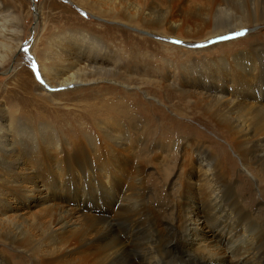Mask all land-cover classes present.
<instances>
[{"label":"bare ground","instance_id":"6f19581e","mask_svg":"<svg viewBox=\"0 0 264 264\" xmlns=\"http://www.w3.org/2000/svg\"><path fill=\"white\" fill-rule=\"evenodd\" d=\"M100 4L113 11L103 10L102 15L115 22L132 28L140 24L149 33L172 39H195L199 45L239 37L237 33L244 31L245 39L229 43L233 45L225 56H203L197 61L192 57L180 67L183 77L177 79L165 73L175 91L193 99L191 112L196 109L197 116L239 152L247 176L255 183L261 181L264 0H151L137 11L133 3L123 0H100ZM15 9L0 0V68L24 47L26 33ZM161 28H167L163 31L167 34L152 32ZM51 38L47 33L40 40L41 48L33 51L40 77L34 89L40 93L17 82L15 93L3 97V101L11 99L8 114L0 116V204L23 195L21 202L29 201L44 189L63 196L52 205L53 214H45L47 221L38 228L36 249L21 251L37 264H264V218L258 217L264 210V188L263 200L253 211L247 200L249 190L236 185L235 163L226 151L217 150L213 160L200 145L195 151L200 173L191 172L190 180L178 182L174 176L146 190L125 189L130 175L145 172L146 161L158 157L167 159V164L173 154V140L164 131L158 134L156 125L151 128L147 121L148 116L154 117L151 109L135 103L129 110L116 109L96 98L94 106L75 119L80 121L79 135H64L63 126L47 115L55 103L47 98L52 97L51 89L101 82L132 88L128 74H136L137 62L122 59L118 50L98 45L83 34ZM246 39L250 42L239 50L237 44ZM163 46L166 51L172 49ZM221 48L225 47L218 45L215 53H221ZM202 51L193 52L200 58ZM48 99L50 105H39ZM57 109L53 113L59 116ZM251 165L259 169L260 178ZM50 200L44 198L45 203ZM25 208L20 207L21 213L7 211L18 217L0 221V238L18 248H25L27 242L17 233L29 226ZM201 221L204 230L197 227ZM11 260L0 256V264H13Z\"/></svg>","mask_w":264,"mask_h":264},{"label":"rangeland","instance_id":"374dc122","mask_svg":"<svg viewBox=\"0 0 264 264\" xmlns=\"http://www.w3.org/2000/svg\"><path fill=\"white\" fill-rule=\"evenodd\" d=\"M5 1H7L11 7H16V12H20V24L26 34H24V47L13 54L12 58H9L5 66L0 68V116L8 114L6 110L11 106V99L9 98L8 101H3V97H5L7 92H11L12 94L15 93L12 89L17 82L26 83V85L31 87L30 91L35 94L40 93V90L34 89L35 83H40V77L38 74L39 63L36 57H34L33 51L35 48H41L39 45L40 40L46 36L47 33L51 34V39L61 35H86L91 40L97 41L98 45L105 44V46L109 48L118 50L122 59H126L132 63L137 62V66L135 65L137 72L135 74V71H130L128 74L129 77L132 78V88L114 83L101 82L99 84L76 88L68 87V89H66L64 87H57L58 89L55 88L56 90L51 89L50 93L52 97L47 98L55 102L53 105L55 108H58L57 110L61 114L59 113L60 115L58 116V114L55 115L53 113V105L49 106V109H52V113L47 112L49 114H46L53 115L51 119L54 124L58 123V125L60 124V126H63L60 130H64V135L69 138L72 136L71 133H74L75 136L79 135V131L77 130L80 127V121L75 119L83 111H89V107L94 106L96 103V98L101 100L103 104L109 106L113 105L116 109L122 108L123 110H129L133 107V103L143 109L148 107L154 112V117L148 116L147 121H149L151 128L156 125L158 134L164 131L167 133V137L173 140V154L171 155V160L167 164H165L167 159L161 160L158 157L146 161L142 167V170L145 169V172L140 176H138L139 174L135 175V177H131L130 175L127 182L123 184L125 189L130 188L137 190L140 188L146 190L149 186L154 187L155 183L169 182L174 176L178 182H182L189 178L188 175L191 172L195 174L200 173L195 161V151L201 145L204 150H207L209 158L213 160L216 157L215 153L218 154L217 150L222 149L226 151L227 155H229L228 157L235 163L232 175L237 181L236 185L238 187L244 186L246 190H249V193L247 192V200L252 202L251 209L253 211L257 209L258 203L263 200L260 194L262 192L261 188H264V178H262L263 181L258 180V182L255 183L247 176L240 164L238 157L239 152L237 153L235 147L231 146L225 139L217 136V132L214 128L211 126L208 127L205 122L206 120L197 116V113L194 112L196 109L191 112L193 109L191 101H193V99L183 96V94L177 90L175 91L167 82V73H165L168 71L175 76L176 79L183 77L179 72L181 69L180 67L184 65L186 60H190L193 57L192 59L197 61V59H201L203 56L213 58L216 54H224L223 56H225L229 46L233 45H229V43L237 42L240 39L243 40L246 35L236 36L235 38L214 42L212 44L199 45L197 44L198 42L195 43V41H192L195 39H172L170 36L165 37L149 33L145 31L140 24V27L132 28L124 23L115 22L111 16L107 14H105V16L102 15L103 10H112L106 5H101L100 0L95 3H93V1L97 0ZM51 1L57 2L58 6L54 7L51 5L53 4ZM127 1L133 3L134 10L137 11L138 8L143 7L151 0H123V2ZM120 8L121 10L123 9L119 5L118 9ZM178 9H182L181 6H179ZM119 20L122 21V19ZM166 29L167 28H161L160 30L152 32L167 34L163 32ZM121 30H123V32ZM257 32L258 31H255L253 33L252 31L251 33L255 34ZM250 39H246L237 44L238 49L242 50L245 45L248 44V41L250 42ZM217 44L225 47L221 48V53L220 50H218L219 53H215L214 51L218 46ZM163 45L167 47L168 45L169 47L172 46L173 50L170 49L171 51H166ZM131 51H136V53H130ZM193 51H197L195 53L202 51V54H199L201 57L198 58V54H195ZM165 60L169 61V64L163 62ZM124 63L127 62L124 61ZM166 67L175 68L176 73L173 69L171 70V68ZM179 81L180 79H178L177 83H179ZM24 87L25 86H22L19 89H24ZM49 99L43 100L39 105L43 106L44 103L50 105L48 103ZM159 111L161 112L159 113ZM87 113L89 112H86V115ZM10 114H13L12 116L16 115L15 113ZM133 114L136 116L141 115L136 112H133ZM63 118L66 119L64 120ZM140 119L142 121L145 120L144 118ZM250 168L254 170L253 174L257 178L261 177L257 167L251 165ZM86 183L88 185V182H85V184ZM24 197L23 195L22 198ZM45 197L46 200L50 198L52 200H50L49 203H45ZM69 197L70 196H67L66 198ZM22 198L18 200L12 198L8 204H0V221L4 220V222H7L18 217V215H14L10 212L7 213V211L12 210L21 213L20 207L25 208L27 205H31L28 209L25 208L23 211V213H27L25 218L29 226L24 230L22 226L17 232L19 238H26V247L23 248L22 246V248H18L10 244L9 241L0 238V256H8L12 259L11 261L13 264H37L28 256L29 254H25L21 250H25L29 253L31 250L36 249L35 239H38V232L40 231L38 228L41 225H45L47 221L44 218L45 214H53L51 211L55 206L52 207V205H57L61 202L63 196L59 191L48 192V189H44L41 192L34 193L31 198L29 197V201H27L28 199H24L23 202H21ZM258 217L264 218V210H260V215ZM197 227L203 230L206 229L202 221L201 223L198 222Z\"/></svg>","mask_w":264,"mask_h":264},{"label":"snow or ice","instance_id":"6c2138e0","mask_svg":"<svg viewBox=\"0 0 264 264\" xmlns=\"http://www.w3.org/2000/svg\"><path fill=\"white\" fill-rule=\"evenodd\" d=\"M246 31V30H245ZM244 34V31H241L240 33H237V35H243ZM230 38H233V37H221V39H230Z\"/></svg>","mask_w":264,"mask_h":264}]
</instances>
